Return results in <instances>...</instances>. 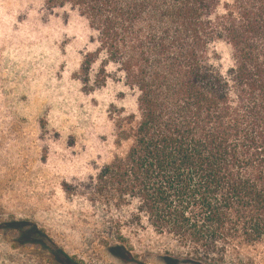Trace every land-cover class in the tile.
Wrapping results in <instances>:
<instances>
[{
    "label": "trees",
    "instance_id": "obj_1",
    "mask_svg": "<svg viewBox=\"0 0 264 264\" xmlns=\"http://www.w3.org/2000/svg\"><path fill=\"white\" fill-rule=\"evenodd\" d=\"M43 2L77 10L98 44L85 68L100 57L99 81L112 65L135 93L117 122L128 149L98 170L96 193L135 201L204 263L264 244V0Z\"/></svg>",
    "mask_w": 264,
    "mask_h": 264
},
{
    "label": "rangeland",
    "instance_id": "obj_2",
    "mask_svg": "<svg viewBox=\"0 0 264 264\" xmlns=\"http://www.w3.org/2000/svg\"><path fill=\"white\" fill-rule=\"evenodd\" d=\"M97 45L69 6L0 0V264H264L263 243L196 260L135 201L96 193L98 170L129 146L118 119L136 113L112 65L104 82L100 57L83 65ZM211 51L231 66L228 46Z\"/></svg>",
    "mask_w": 264,
    "mask_h": 264
}]
</instances>
